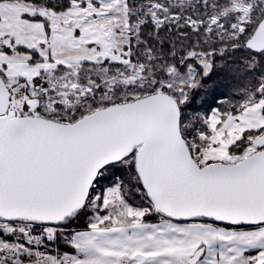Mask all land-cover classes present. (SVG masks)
Returning <instances> with one entry per match:
<instances>
[{"label": "snow or ice", "instance_id": "snow-or-ice-1", "mask_svg": "<svg viewBox=\"0 0 264 264\" xmlns=\"http://www.w3.org/2000/svg\"><path fill=\"white\" fill-rule=\"evenodd\" d=\"M0 264H264V0H0Z\"/></svg>", "mask_w": 264, "mask_h": 264}]
</instances>
